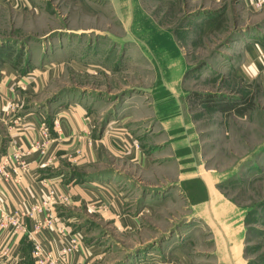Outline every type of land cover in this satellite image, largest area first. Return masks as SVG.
Wrapping results in <instances>:
<instances>
[{"label": "crops", "instance_id": "0c3cea01", "mask_svg": "<svg viewBox=\"0 0 264 264\" xmlns=\"http://www.w3.org/2000/svg\"><path fill=\"white\" fill-rule=\"evenodd\" d=\"M98 2L117 25L49 30L40 22L29 32L65 35L14 63L18 67L14 52L0 56V209L31 210L22 231L0 230V264H20L26 241L58 261L71 238L77 240L71 264H247L245 211L221 194L215 173L199 160L184 102L182 53L140 14L138 0ZM0 5L35 14L42 9L40 0ZM82 17V26L93 23L90 8ZM106 44L118 46L115 54L125 46L136 55L108 62L101 55ZM101 61L112 67L103 75ZM129 65L138 75L122 85ZM80 79L81 87L63 86ZM104 81L113 88L107 94L100 89ZM112 90L121 93L115 101ZM18 147L27 151L20 163L12 155ZM67 165L83 171L73 175ZM49 191L64 199L49 200ZM80 211L93 212L95 222ZM78 225L84 236L71 232ZM128 235L131 246H113Z\"/></svg>", "mask_w": 264, "mask_h": 264}, {"label": "rangeland", "instance_id": "374dc122", "mask_svg": "<svg viewBox=\"0 0 264 264\" xmlns=\"http://www.w3.org/2000/svg\"><path fill=\"white\" fill-rule=\"evenodd\" d=\"M98 1L40 0L39 14L34 10L17 12L0 5V56L5 58L7 52H14L13 64L20 59L28 60L37 49H50L65 35L58 31L29 32L28 28L34 29L40 22L48 25L49 30L94 25L109 30L117 23L106 4ZM257 1L261 3L256 5ZM138 5L140 14L155 29L164 30L172 38L186 61L184 102L199 140V160L215 173L212 177L219 182L221 194L245 211L247 264H264V0H252V3L249 0H138ZM87 8L93 23L82 26ZM93 14L97 17L93 18ZM102 46L101 55L108 62L136 55L135 50L125 46L118 54L113 52L118 46ZM81 54L82 49H76L75 55ZM101 62L100 75H103L112 67ZM130 67L122 69V85L138 75L137 68ZM83 80L57 87H81ZM107 83L104 81L100 88L104 94L113 89ZM117 91H110L113 101L121 94ZM1 138L0 133V141ZM67 167L73 175L77 170L83 171ZM124 194L129 203V193ZM80 212L91 221L97 218L93 212ZM85 224L82 221L80 226ZM94 227L88 224L86 229ZM70 230L84 236L78 232L79 225ZM106 230L114 236L112 227ZM124 240L113 246L132 245L129 235ZM20 264H36L33 245L28 241L23 246Z\"/></svg>", "mask_w": 264, "mask_h": 264}, {"label": "built area", "instance_id": "2783aa9c", "mask_svg": "<svg viewBox=\"0 0 264 264\" xmlns=\"http://www.w3.org/2000/svg\"><path fill=\"white\" fill-rule=\"evenodd\" d=\"M250 3H252V0H249ZM261 2L257 1L256 5H259ZM15 105L12 102L8 103V110L14 111ZM27 151L25 149H20V147L15 148L13 155L14 160L16 162L20 163L21 157H23ZM24 165H20L19 168H23ZM3 173V165H0V175ZM53 198L61 199L62 197L55 196L54 192L49 191L48 193V199L53 200ZM47 199V200H48ZM64 199V198H62ZM46 200L43 201V205H46ZM31 210H25L24 212H21L19 215L17 214H9L5 213L0 209V230H4L8 228L9 226L14 231H22L24 229V222L22 217L29 216ZM77 245V240L75 238H71L69 242L64 245L60 250V259L52 260L51 257L43 251L41 246L37 242H33V248H34V257H35V263L36 264H71L69 262V256L75 251ZM6 254V250L3 251V255Z\"/></svg>", "mask_w": 264, "mask_h": 264}]
</instances>
